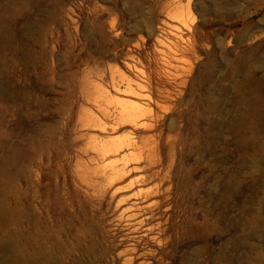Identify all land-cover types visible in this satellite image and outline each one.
<instances>
[{
  "label": "rangeland",
  "instance_id": "1",
  "mask_svg": "<svg viewBox=\"0 0 264 264\" xmlns=\"http://www.w3.org/2000/svg\"><path fill=\"white\" fill-rule=\"evenodd\" d=\"M38 220L63 264L69 226L117 252L84 264H264V0H0V262Z\"/></svg>",
  "mask_w": 264,
  "mask_h": 264
},
{
  "label": "bare ground",
  "instance_id": "2",
  "mask_svg": "<svg viewBox=\"0 0 264 264\" xmlns=\"http://www.w3.org/2000/svg\"><path fill=\"white\" fill-rule=\"evenodd\" d=\"M121 119H123L127 123L136 124L138 117L133 115L132 113H127L126 115L124 114L123 116H121L120 120ZM115 120H117V119H115ZM112 124H113V122H112ZM99 125H100V123H99ZM136 145H137L136 142L133 143L132 140H130V139L127 141L126 140H122V141L115 140V141L103 142L100 145L99 150H100V154L103 157H105L106 161H108V162H106V164L104 165L103 172L101 173L102 175L98 173L99 174L98 176H101L106 181H114V180L118 179L119 177H121L123 171L125 170L126 162H127V160H129L128 156L125 157L123 155V157H122V152L124 150H127V149H133L136 151V150H138ZM88 169H89V167H88ZM94 171H96V170H94ZM79 172L80 171H78L77 173L80 174L83 172V174H84V170L80 173ZM81 176H82V174H81ZM86 176H87V174H86ZM79 177H80V175H79ZM95 178L97 179L98 177L96 176ZM83 179H85V176L83 177ZM90 179H92V178H90ZM160 180H162V179L160 178ZM92 181H93V179H92ZM163 181H164V179H163ZM92 185H93V183H92ZM102 188H103V186H102ZM93 189H96V188L93 187ZM92 193H93V191H92ZM152 193H153V190L147 191L145 193L140 192L138 194V197L144 198L147 200L152 195ZM101 196H103V195H101ZM101 198H104V197H101ZM157 206H159V204L157 202L156 203L155 202L149 203L148 205H146L145 207H142V208L140 206H138L137 204L135 205L136 211L140 210L141 212H147L146 218L142 219L140 221L136 220L138 215H139V213H136L135 215H133V220H131L132 222L129 224L131 226L129 228V230H131V231H128V232H131L132 234H138L140 242L147 240L148 237L150 236L149 232L153 231V228H147V229H145V228L148 227L150 225V223L154 220V218L157 216L154 212V209H153L154 207H157ZM37 209H40V208H37ZM97 220L101 221L99 223V225L101 223H104L103 220L99 219V217H97ZM49 221H52V220H50V218H49ZM41 223H42L41 220H38V223H36L37 227H36L35 233L32 236L33 239H32V244H31L30 249H28L26 246V242L28 239L26 238V236L24 234L20 235L16 239V241H12L11 239H8V238L3 240L1 246L3 248V251L5 253H7V256L9 257V259H8V261L0 262V264H60L61 261L56 257V254L54 253V251H55L53 249V247H55V246H53L54 244L52 246H50L53 243L52 237H55V236L53 234H48V235L45 234L44 235V233H42ZM46 229H47V231H49L48 226L46 227ZM74 229L75 228L73 226H69L67 228V230L65 231V238H67V240L70 242V246L66 247V254H67L66 258L68 259L69 264H84V261L86 259H89L90 257H93L96 261H98V263L100 261H104V260L106 261L109 257H112V259H116L112 255L117 254V252L115 253V251H113V250H109L108 248H104V245L101 242V232L99 231V228L97 226L93 227L92 229H85L83 231L77 230V233H74V231H73ZM164 231H166V230H164ZM57 241H59V240L57 239ZM136 242L137 243L134 244V248H133L134 250L130 252L132 255L136 254V252H137V248H138L137 246H138L139 242L138 241H136ZM72 255H73V258H72ZM83 259H84V261H83ZM63 261H64V259H63ZM92 262L93 261H91V263ZM130 262H132V260H130ZM63 263H61V264H63Z\"/></svg>",
  "mask_w": 264,
  "mask_h": 264
}]
</instances>
